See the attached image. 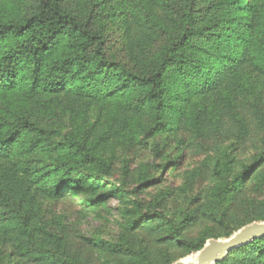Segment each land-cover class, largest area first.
I'll return each instance as SVG.
<instances>
[{"label":"trees","instance_id":"obj_1","mask_svg":"<svg viewBox=\"0 0 264 264\" xmlns=\"http://www.w3.org/2000/svg\"><path fill=\"white\" fill-rule=\"evenodd\" d=\"M241 1L216 0L201 5L204 0H129L126 30L131 31L130 21L141 30L131 42L139 52L131 55L135 63L130 67L110 57L109 36L101 18H111L114 13H103L104 5L96 0L82 3L86 17L66 8L70 0H14L16 4H9V10L0 8V96L16 89L25 99L51 93L87 101L109 98L122 122L127 116L148 111L154 119L152 130L172 128L178 123L175 115L182 109L176 103L179 99L211 95L226 81L237 79L245 67L264 76V12L254 10L251 0ZM229 82L228 86L233 85ZM43 154L51 160L40 163ZM263 163L261 152L252 165L230 177L225 161L223 168L216 169L217 176L224 178L212 189L216 204L220 208L228 205ZM92 165L100 168L102 176L107 173L106 160L84 139L70 134L57 141L29 114L0 111V228L4 234L25 243L46 241L49 234L44 225L25 210L31 200V186L26 181L31 179L44 190L65 196L81 187H95L91 173L83 170ZM135 191L111 183L117 201ZM137 205L141 206L139 202ZM260 205L264 207V200ZM154 214L164 218L160 211ZM140 220L143 223L139 218L131 221V226ZM253 220L264 221V214ZM185 222L169 228L168 235L189 254L199 251L205 238L181 237L179 231ZM51 237V247L31 248L25 254L43 264H58L65 257L67 264L81 260L76 255L74 260L67 259L69 244L63 235ZM92 245L133 255L136 264H152L125 239L117 243L96 240ZM240 248L254 252L264 263V236ZM235 251L215 264H228Z\"/></svg>","mask_w":264,"mask_h":264},{"label":"rangeland","instance_id":"obj_2","mask_svg":"<svg viewBox=\"0 0 264 264\" xmlns=\"http://www.w3.org/2000/svg\"><path fill=\"white\" fill-rule=\"evenodd\" d=\"M96 1L104 5L103 13H114L111 18H101L109 36L110 57L133 67L135 60H131V55L138 53L139 48L131 42L141 30L131 21V31L126 30L129 0ZM213 1L216 0H204L201 5ZM251 2L254 10L264 12V0ZM11 3L16 4L14 0H0V8L8 9ZM82 3L84 0H70L66 8L86 17L87 9ZM228 82L211 95L194 94L184 101L179 99L176 103L182 109L174 118L178 123L160 131L151 129L154 119L148 111L127 116L122 122L109 98L87 101L51 93L25 99L16 89L2 94L0 111L29 114L57 141L75 134L106 160L108 170L102 176L97 166H86L83 170L91 173L95 187H81L65 196L54 195L31 179L26 181L31 186V200L25 210L34 214L49 236L44 242L38 239L25 243L0 228V264H43L29 258L25 251L51 247L52 235H63L69 244L67 259L74 260L76 255L81 258L77 264H136L133 255L92 245L96 240L117 243L122 239L129 247L142 251L150 263L172 264L198 252L188 254L170 240L168 229L180 227L182 221L186 222L180 228L181 237L205 238V243L228 238L244 225L259 222L251 220L264 214L260 205L264 200V163L258 166L256 178L249 179L224 208L212 196V189L224 179L217 176L216 169L223 168L225 161L228 176L234 177L264 152V76L245 67L231 81L233 85L228 86ZM39 157L40 163L42 159L51 160L48 155ZM163 164L166 168H162ZM111 183L136 191L117 201ZM154 211L162 212L164 218L156 217ZM139 218L143 223L140 220L131 226V221ZM242 246L229 256L228 264H261L254 252L241 250ZM65 259L58 264H67Z\"/></svg>","mask_w":264,"mask_h":264},{"label":"water","instance_id":"obj_3","mask_svg":"<svg viewBox=\"0 0 264 264\" xmlns=\"http://www.w3.org/2000/svg\"><path fill=\"white\" fill-rule=\"evenodd\" d=\"M264 236V221L244 225L225 239H210L193 256L192 260H178L172 264H215L233 249Z\"/></svg>","mask_w":264,"mask_h":264},{"label":"bare ground","instance_id":"obj_4","mask_svg":"<svg viewBox=\"0 0 264 264\" xmlns=\"http://www.w3.org/2000/svg\"><path fill=\"white\" fill-rule=\"evenodd\" d=\"M193 256H190V257H187V258H184V260H192Z\"/></svg>","mask_w":264,"mask_h":264}]
</instances>
